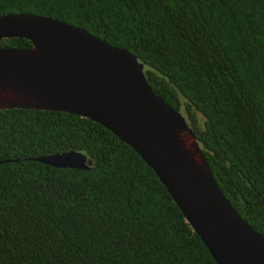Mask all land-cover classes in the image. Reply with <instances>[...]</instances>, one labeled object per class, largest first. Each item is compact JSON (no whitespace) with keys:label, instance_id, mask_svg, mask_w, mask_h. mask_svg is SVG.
<instances>
[{"label":"trees","instance_id":"trees-1","mask_svg":"<svg viewBox=\"0 0 264 264\" xmlns=\"http://www.w3.org/2000/svg\"><path fill=\"white\" fill-rule=\"evenodd\" d=\"M133 53L264 238V0H0ZM25 38L0 47L26 48ZM76 151L86 169L32 158ZM0 264H215L152 170L86 117L0 109Z\"/></svg>","mask_w":264,"mask_h":264},{"label":"water","instance_id":"water-1","mask_svg":"<svg viewBox=\"0 0 264 264\" xmlns=\"http://www.w3.org/2000/svg\"><path fill=\"white\" fill-rule=\"evenodd\" d=\"M13 37L31 45L0 47V109L58 110L99 123L152 170L215 264H264V238L224 197L184 117L154 92L133 53L31 13L0 15V39ZM32 159L90 164L76 151Z\"/></svg>","mask_w":264,"mask_h":264}]
</instances>
